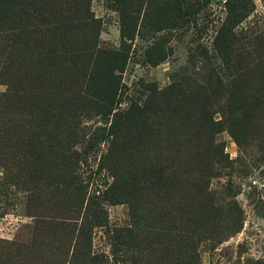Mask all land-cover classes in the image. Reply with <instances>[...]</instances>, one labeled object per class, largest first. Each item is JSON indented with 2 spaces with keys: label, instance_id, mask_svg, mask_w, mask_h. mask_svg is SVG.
<instances>
[{
  "label": "rangeland",
  "instance_id": "obj_1",
  "mask_svg": "<svg viewBox=\"0 0 264 264\" xmlns=\"http://www.w3.org/2000/svg\"><path fill=\"white\" fill-rule=\"evenodd\" d=\"M20 1L0 264H264V0Z\"/></svg>",
  "mask_w": 264,
  "mask_h": 264
},
{
  "label": "trees",
  "instance_id": "obj_2",
  "mask_svg": "<svg viewBox=\"0 0 264 264\" xmlns=\"http://www.w3.org/2000/svg\"><path fill=\"white\" fill-rule=\"evenodd\" d=\"M16 0H14V2H15ZM20 1V0H19ZM21 2V1H20Z\"/></svg>",
  "mask_w": 264,
  "mask_h": 264
}]
</instances>
